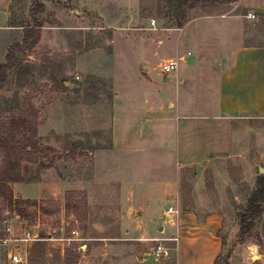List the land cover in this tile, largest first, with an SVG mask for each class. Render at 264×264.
Returning a JSON list of instances; mask_svg holds the SVG:
<instances>
[{"label":"crops","instance_id":"crops-1","mask_svg":"<svg viewBox=\"0 0 264 264\" xmlns=\"http://www.w3.org/2000/svg\"><path fill=\"white\" fill-rule=\"evenodd\" d=\"M248 7L245 13L191 18L179 28L198 21L209 35L203 42L200 33L195 44L214 47L212 60L205 63L208 57L199 51L189 65L197 77L185 73L186 55L177 53L162 61L178 62L175 73L165 74L170 84L156 82V92L141 96L116 91L110 143L95 151L86 177L79 171L66 177L54 165L42 168L37 178L12 183L16 197L29 199H64L67 191H85L90 207L87 235L40 237L31 228L37 239L22 244L23 264L215 263L224 251L226 208L238 209L239 203L238 196L228 199L236 178L226 168L252 143L250 130L240 124L264 114V44L251 43L254 32L245 27L249 14L264 13V0H249ZM256 162H248L250 171ZM215 167L211 182L206 171ZM189 168L194 177L185 176ZM17 219L12 230L21 234ZM159 243L168 255L156 254ZM248 247L238 246L242 258L263 256L257 246L248 256ZM0 264H15L1 243Z\"/></svg>","mask_w":264,"mask_h":264},{"label":"rangeland","instance_id":"rangeland-1","mask_svg":"<svg viewBox=\"0 0 264 264\" xmlns=\"http://www.w3.org/2000/svg\"><path fill=\"white\" fill-rule=\"evenodd\" d=\"M248 1L0 0V64L9 47L22 41L26 26L42 25L40 42L17 57L0 89V125L8 127L7 123L19 118L28 104L39 110L38 143L44 152L38 153L37 163L24 162L25 180L39 177L46 163L56 165L66 177L73 178L74 171L86 177L95 151L110 143L109 121L116 91L141 96L156 92L160 86L156 82L170 84L161 72L162 61L177 53L186 55L181 61L187 66L185 73L197 77L189 65L198 59L199 51L207 55L205 63L212 60L214 47L195 44L200 33L203 42L209 35L198 21L182 31L179 28L188 19L205 14L245 13ZM253 13L255 17L245 26L254 32L249 41L264 44V13ZM240 126L250 130L247 138L252 143L240 150L236 165L226 168L236 178L235 185L228 186V199L238 196L239 203L238 209L226 208L229 213L220 233L224 251L218 264H264V213L249 236H240V214L246 211L257 187L259 166L264 167V157L260 156L264 114L245 117ZM4 154L0 151V176ZM255 159L257 165L250 171L248 162ZM195 174L194 168H189L185 176ZM206 175L209 181L216 178L217 168L207 169ZM85 194L71 190L64 199H37L39 205L26 207L27 219L2 205L0 236L5 234L7 222L13 224L15 218L23 228L47 237L75 236L74 231H79L78 236L87 235L90 207L88 200L85 205ZM217 194L212 192L213 197ZM247 244L248 256H254V246L263 256L255 261L242 258L238 246Z\"/></svg>","mask_w":264,"mask_h":264},{"label":"trees","instance_id":"trees-1","mask_svg":"<svg viewBox=\"0 0 264 264\" xmlns=\"http://www.w3.org/2000/svg\"><path fill=\"white\" fill-rule=\"evenodd\" d=\"M41 24L26 26L22 41L14 42L8 49L5 61L0 64V89L6 82L8 72L16 65L17 57L24 51L31 50L40 42ZM38 117L39 110L28 104L25 112L20 114L5 125H0V151H4V165L0 176V206L5 205L11 213H16L22 219H27V206H37L40 201L16 197L11 188L12 183L25 181L24 162L37 163L38 153H43L44 148L38 143ZM52 164H44L50 167ZM87 205V197L84 195ZM264 213V174L257 177V187L249 197L245 212L240 214L241 238L249 236L255 221ZM1 234L0 237H2ZM40 237H47L41 232ZM222 255V254H221ZM221 255L214 264H218ZM226 264H229L227 262Z\"/></svg>","mask_w":264,"mask_h":264},{"label":"built area","instance_id":"built-area-1","mask_svg":"<svg viewBox=\"0 0 264 264\" xmlns=\"http://www.w3.org/2000/svg\"><path fill=\"white\" fill-rule=\"evenodd\" d=\"M251 18L255 17L254 13L249 14ZM178 68V62L175 59H168L165 62L162 63L161 72L163 74H170L173 73ZM75 232V231H74ZM36 237L33 236L32 229L30 228H23L21 231V234H15L12 230V224L7 222L6 228H5V234L0 237V243L2 247L4 248L7 257L10 261H12L15 264H23L22 259V244L29 241V240H35ZM155 240V241H161ZM156 254L160 255H168L169 252L166 247H164L162 244H158L155 248Z\"/></svg>","mask_w":264,"mask_h":264},{"label":"water","instance_id":"water-1","mask_svg":"<svg viewBox=\"0 0 264 264\" xmlns=\"http://www.w3.org/2000/svg\"><path fill=\"white\" fill-rule=\"evenodd\" d=\"M145 75H147L146 72H144ZM259 172L260 174H264V167L263 166H259Z\"/></svg>","mask_w":264,"mask_h":264}]
</instances>
